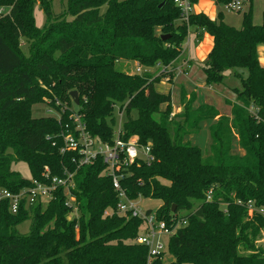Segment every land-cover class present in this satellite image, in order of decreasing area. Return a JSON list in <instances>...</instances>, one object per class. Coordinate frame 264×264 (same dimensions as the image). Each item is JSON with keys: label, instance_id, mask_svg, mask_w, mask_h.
<instances>
[{"label": "trees", "instance_id": "obj_1", "mask_svg": "<svg viewBox=\"0 0 264 264\" xmlns=\"http://www.w3.org/2000/svg\"><path fill=\"white\" fill-rule=\"evenodd\" d=\"M230 1L214 4L227 12ZM246 4L234 28L222 11L214 20L191 13L183 21L173 0H66L56 20L51 0H0L8 8L0 14V188L16 194L31 180L44 183L46 169L50 178L70 173L74 183L70 204L61 187L46 205L21 203L16 214L0 201V264H146L147 249L136 244L143 221L116 214L118 197L102 158L80 165L79 151L65 150L64 137H77V122L111 144L116 105L125 117L119 138L149 146L154 157L120 169L121 189L131 200H159L154 214L166 227L184 222L168 239L172 260L152 264H264V250L253 246L264 234V67L257 53L264 11L255 25L251 0ZM35 5L45 14L42 29L34 24ZM204 34L213 46L200 64L203 82L222 84L223 72L232 70L239 104H228L230 116H222L211 105L194 107L196 95L186 97L181 88L180 110L171 115V94L156 86L173 80L190 35L197 44ZM21 38L29 42L27 55ZM118 61L162 70L129 75L115 67ZM34 106L55 115L33 117ZM203 123L210 138L205 154L189 141ZM235 144L243 155L232 153ZM16 163L27 166L30 179L12 170ZM26 220L21 234L16 228Z\"/></svg>", "mask_w": 264, "mask_h": 264}, {"label": "built area", "instance_id": "obj_2", "mask_svg": "<svg viewBox=\"0 0 264 264\" xmlns=\"http://www.w3.org/2000/svg\"><path fill=\"white\" fill-rule=\"evenodd\" d=\"M247 1L231 0L224 6V10L230 13H238ZM173 3L179 9L180 18L183 21H186L189 14L194 13L190 0H173ZM136 71L140 73L141 67L137 66ZM75 130L77 131V137H72L71 135L64 137L65 150L75 151L77 149L80 155V165L91 163L96 156L102 158L106 166L105 174L111 177L112 187L118 197V203L115 209L116 214L129 215L143 221L144 226L136 239V244L147 249L146 264H152L157 259L161 260L162 256L167 253L169 237L184 222H177L174 227L168 228L164 222L156 219L154 213H147L146 211L140 210L136 200L127 198L125 192L121 189L119 180L122 176L117 173L123 167H127L139 160L147 163L152 162L154 157L151 155L150 147L139 145L134 138L127 141L121 140L119 138V127L111 144L100 143L97 139L88 135L79 122H77ZM43 176L46 180L44 183L31 180V186L29 188L22 189L16 194L0 188V201H7L9 211L12 214H16L21 203H24L27 207L35 204L46 205L51 198L52 191L57 187H61L67 197V204L72 203V199L70 198V190L74 188L72 174L65 172L61 178H50L46 169ZM207 200H209V196ZM249 210H252L250 205ZM259 212L263 213V210ZM110 213V211L106 210L104 215ZM164 239H166L165 242Z\"/></svg>", "mask_w": 264, "mask_h": 264}, {"label": "rangeland", "instance_id": "obj_3", "mask_svg": "<svg viewBox=\"0 0 264 264\" xmlns=\"http://www.w3.org/2000/svg\"><path fill=\"white\" fill-rule=\"evenodd\" d=\"M123 1V0H118ZM196 5V4H195ZM195 5H193L192 11L194 12ZM249 4H244L243 8L247 9ZM66 7V0H51V13L54 15L53 20L55 19H61L62 14ZM104 9V8H103ZM243 9V10H244ZM222 11L219 7H216V12ZM264 11V0H251V18L252 23L255 25H260L262 23V12ZM8 12V8L0 7V14L4 15ZM223 12V11H222ZM195 13V12H194ZM222 20L225 24L233 26L234 28H239L241 25V16L242 13H230V12H223L222 13ZM33 18H34V24L35 27L38 29H42L44 27L46 18L44 12L41 10L40 7L37 5L34 6L33 10ZM182 21H178V23H181ZM28 45L29 42L25 40L24 38L20 39V45L19 48L21 52L25 55H27L28 52ZM185 43L184 47L186 50ZM193 47V46H192ZM190 48L191 50L194 48ZM185 52H182V56L178 59V63L175 69L176 75L173 77V80L170 81L167 78H163L160 80L159 84L156 86V91L161 93H170L172 97V114L178 113L180 110V104L178 102V94L179 89L183 88L186 94V97H189L192 93H194L197 96V101L194 103V107L198 104H203L204 102L211 103L212 106L215 107L219 115L222 116H228L230 114V104H239V102L236 101L234 93L231 91L233 88L238 87L237 81L233 78L232 70H226L223 72V83L219 85H212L210 87L205 86L203 82V76L201 75L200 70V64L198 61L194 63L195 65L187 64L185 61L181 60V57H184ZM186 64H183V62ZM138 66L135 62H128V61H118L115 63V67L123 71L124 73H127L129 75H145L147 74L150 77H154L159 74V72L162 70V67H152V68H144L141 67V72L138 73L136 71V67ZM197 66V67H195ZM139 67V66H138ZM199 67V68H198ZM186 75L185 78H181L182 75ZM191 74V75H190ZM187 78H189L187 80ZM195 92H194V91ZM178 102V103H177ZM229 104V105H228ZM163 109V106L161 107ZM53 114V112L46 111V108L42 106H34L32 109V116L33 117H40ZM114 130H117L118 127L124 122L125 117L123 114V111H120L119 105H116L114 107ZM132 117H135V114H132ZM229 117V116H228ZM208 126L209 123H203L201 124V129L199 132L194 134L189 138V141L193 146H196L198 149H200L202 154H205L208 145L210 143L209 138V132H208ZM233 154L237 155H243V151L235 144L232 149ZM12 170L16 172L21 178L23 179H30L31 175L27 168V166L24 163H16L12 165ZM137 206L142 211H148L150 210L151 213H154L156 209L159 208L161 205V202L159 200L155 199H137L136 200ZM196 206V204H195ZM264 213V209H263ZM76 212L73 211L68 216V219H71L73 217H76ZM253 215V210H248L247 212V220H251ZM264 216V214H263ZM30 221L26 220L19 226H17V231L21 234H25L28 232ZM166 239H164V242ZM253 246L255 249L264 250V234L262 231L259 232L258 236L253 241ZM257 251L250 252V254H256ZM249 254V253H246ZM171 257L168 253L162 256V262L163 263H169L171 261Z\"/></svg>", "mask_w": 264, "mask_h": 264}, {"label": "crops", "instance_id": "obj_4", "mask_svg": "<svg viewBox=\"0 0 264 264\" xmlns=\"http://www.w3.org/2000/svg\"><path fill=\"white\" fill-rule=\"evenodd\" d=\"M195 9H196L194 11L195 13H203L209 19L214 20L215 15H216V6L214 4V0H197V3L195 5ZM195 41H196L195 35H190L189 40L187 41L186 50H185V47L183 49V52L184 51H186V52H185L184 57H181V60L185 61L187 64H191V62H193V60L194 61H198L199 63H202L206 59L208 53L212 49L213 40L207 34H204L202 36V39H201V41L199 43L196 44ZM191 47L193 48L192 50L190 49ZM257 53H258V57H259V62L261 64V66L264 67V47L263 46L258 47L257 48ZM185 62H183V64H186ZM194 63H197V62H193L192 65H195ZM156 67H159V66H156ZM195 67H197V66H195ZM186 75H182L181 78H185L186 79V77H187ZM201 75H202V73H201ZM188 79L189 78H187V80ZM180 90L181 89H179V94H178V96H179L178 97L179 104H180ZM171 103H172V97H171ZM203 104L212 106L211 103H207V102H204ZM199 105H201V104L197 103V106H199ZM228 116H230V114Z\"/></svg>", "mask_w": 264, "mask_h": 264}, {"label": "water", "instance_id": "obj_5", "mask_svg": "<svg viewBox=\"0 0 264 264\" xmlns=\"http://www.w3.org/2000/svg\"><path fill=\"white\" fill-rule=\"evenodd\" d=\"M159 8H161V6ZM164 39L165 38L163 37L162 40ZM70 97L74 100L75 105H77L78 104L77 94L75 92H71Z\"/></svg>", "mask_w": 264, "mask_h": 264}]
</instances>
